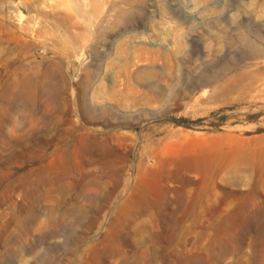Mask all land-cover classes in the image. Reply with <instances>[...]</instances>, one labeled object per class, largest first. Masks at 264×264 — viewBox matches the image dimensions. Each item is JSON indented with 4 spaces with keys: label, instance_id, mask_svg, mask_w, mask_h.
<instances>
[{
    "label": "rangeland",
    "instance_id": "rangeland-1",
    "mask_svg": "<svg viewBox=\"0 0 264 264\" xmlns=\"http://www.w3.org/2000/svg\"><path fill=\"white\" fill-rule=\"evenodd\" d=\"M0 264H264V0H0Z\"/></svg>",
    "mask_w": 264,
    "mask_h": 264
},
{
    "label": "bare ground",
    "instance_id": "bare-ground-1",
    "mask_svg": "<svg viewBox=\"0 0 264 264\" xmlns=\"http://www.w3.org/2000/svg\"><path fill=\"white\" fill-rule=\"evenodd\" d=\"M88 89H89V85H84V83H83V85H82V93L84 94V90H85V92H87ZM96 116L99 117V118H102L101 117L102 115L100 113H98Z\"/></svg>",
    "mask_w": 264,
    "mask_h": 264
}]
</instances>
